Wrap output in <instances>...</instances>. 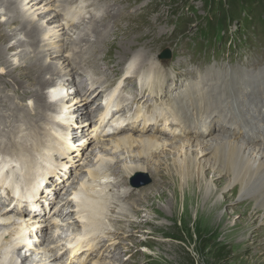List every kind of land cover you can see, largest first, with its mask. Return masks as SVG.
<instances>
[{"label": "rangeland", "instance_id": "rangeland-1", "mask_svg": "<svg viewBox=\"0 0 264 264\" xmlns=\"http://www.w3.org/2000/svg\"><path fill=\"white\" fill-rule=\"evenodd\" d=\"M33 1L17 0L13 13L7 12L4 8L0 7V23L9 32V44L11 46L10 52L6 55L10 64H0V75L5 76L2 78V82L4 83L0 87V97L2 96L3 100H5L0 102V152L3 154L9 152L11 154H18L24 149L35 152L38 145L34 141H37L36 139L39 137L46 142L48 141V143L50 141V144L53 142L50 148L51 152H48L49 155L55 157L57 155L56 152L60 153L56 149V146H54L58 143V140H55L54 143V137H62L64 126L61 129L56 126L54 127L53 123L59 124L61 122H59L60 117H58V120L52 117L59 116V110H53L55 108L54 106L51 109L38 106V104H35L34 99H29L27 96L24 97L25 99H20L24 92L32 91L35 86L33 83L25 80L24 87L15 90L12 87V85H15L14 82L8 81L9 78H7L9 77L7 74L8 71H15L17 68L25 66L29 61L37 57H42L43 62L47 65L52 64L54 71L46 73V79L54 77L55 79L58 78V81H65V74L74 68V76L77 77V80L81 81V88H86L85 80L87 77L84 73L79 72V70H88L92 75H95V78L104 79L110 84L114 79L110 77L102 78L101 75L113 71L116 74L115 77H117L120 75L119 68L123 67L128 70V73L137 70L146 72V69L151 68L157 74L168 71L169 77H172L176 71H183L190 65L188 63L191 60L192 54V62L200 64V67L203 68L208 67L214 62L219 63L221 70L231 69L240 71V66L247 65L248 69H250L257 62H264V14L261 17L263 21L252 17L251 20L249 19L247 21L249 26L247 25L241 30V21L230 22L228 15L229 7L226 8L227 10L224 13L223 8L225 6L217 8L218 3L208 6L203 0H90L94 4L98 3L95 6L103 3L107 7H110L107 11L108 14H104L106 16L102 15L104 16L102 18L103 20L99 19L101 16L96 18L100 20H98L99 22L97 21V27L104 32L103 37L99 38V42H96L98 37L92 31L96 23L89 21L90 19L83 20L77 25H72L70 28L65 29L62 25H59L62 24L64 8L69 5L75 6L83 0ZM114 8H116V11ZM12 14H17V17H20L28 27L36 26L39 27V30L42 29L40 35H38V46H35V48H27V46L18 47V41H30V37L27 38L25 32L16 33L14 31L20 28L21 20L20 23L16 22L11 24L8 22ZM54 15L57 16L52 19ZM210 21L211 23L208 24ZM116 23L120 26L115 27ZM207 24L208 26L212 25L211 29H214V34L217 36V43H215L216 39L212 43L208 37L201 35L202 31L206 30ZM227 35H231L232 39L226 40ZM81 37L89 39L90 44L88 43L86 45L85 40L78 41ZM152 41L159 44V47L154 48L151 43ZM215 48L223 49V53L217 54ZM166 49L171 51V58L162 60L160 59V53ZM131 62L132 64H130ZM9 83L10 86L8 85ZM46 90L47 88H43L44 93ZM65 99H67L66 101H71V99ZM93 99L88 102V106L92 109L97 107ZM79 121L83 132H79L73 138V142L75 143V147L84 153L82 157H78L75 154V150L70 155H62L59 158V162L62 158V161L68 162L70 166L68 175L63 180L64 183L62 180L60 181V187L57 192L58 196L55 195V202L53 203L71 199L72 196L70 194L74 189L79 190L80 187L82 189L86 186V183L91 182L90 179L94 169L100 171V178L98 177L97 180L104 183L101 187L106 188L111 198L105 199V213L101 216L100 226L97 224L94 225L98 227L97 231L100 233L98 239H106L107 237L109 240L106 244L109 247L114 245L113 250L108 253V256L102 255L104 251L99 247L91 248V255L87 256L86 263L83 264H93L96 261L103 264L253 263L248 261L241 262L243 258L253 259L248 256L249 254L236 258L238 252L233 242L236 239H241L242 235L238 237L236 235L229 236L226 230H222L219 233L215 232L214 234V231L211 229V231L203 229V220L196 221L198 219V211H203L204 208L202 187L196 186L194 187L195 190H193V193H196L197 196L200 195L201 199L195 198L194 203L188 204L185 200V189L188 188V183L182 181L180 185L179 183L172 182L174 180L171 178L172 173L170 174L165 166L162 165V168L159 167L163 178L150 172H139L141 176L136 181L140 182L149 178L150 182L144 185L146 189H149L145 191L143 188L145 192L143 190L142 192H137L136 190L138 189H136L135 194L130 197H121L124 191L130 190L132 187L135 188L130 183V180L127 186H114L115 182L118 183V180L122 179V175L120 174L121 167L122 165L133 166L139 159L136 154L131 159L132 156L130 157L129 152L125 151L112 153L111 150L99 151V149H95L93 154L90 153L97 141H88L87 138H84L86 133L89 132V129H91L88 127L90 122H84L85 118ZM18 127L21 128L18 130ZM54 129L59 131L56 133ZM34 133H37L38 136H33L34 140H32L31 136ZM130 133L127 132V134ZM51 134H54V136L52 137ZM133 135L137 136L142 134L135 133ZM25 136L28 138V141ZM204 138H208V136ZM204 138L200 137L198 139ZM164 139L170 140L171 138L165 137ZM42 151L44 150L38 152ZM89 154L92 155L85 158ZM99 156L104 158V161L109 159V161L107 160L108 163L102 164L98 160ZM167 157L161 156L160 158L164 160ZM163 162H166V160ZM111 163L116 164L112 165ZM103 165L106 168L103 169ZM111 166H115V170ZM157 177L160 178L158 179ZM165 177L168 180L167 182H165ZM214 177V173L209 172V179ZM156 179L159 181H156ZM63 185L69 191H66V194L61 197L60 188ZM176 185H179L180 191L178 194L175 191ZM213 188H216L215 185H213ZM65 189L62 188V190ZM231 189L232 186L226 187V185H223L222 191L219 194L220 199H223L224 192H228ZM188 192L190 194V190ZM162 193H165L166 198L172 199L176 204V209L174 208L176 215L173 219L158 216L157 209L167 207L168 205L166 198L164 199L162 197ZM74 200L69 205H66V209H63L66 212L73 209L74 213L72 216L67 214L63 217L64 219L59 217L57 222L55 219H46V221H43L45 225H43L42 221L38 225V222H34L36 225L32 227L35 228V231H33L34 229L32 227L29 228L28 226V231H33V234H44L45 239L38 245L36 252L33 253L34 256L32 255L30 257L26 262L27 264H34L35 260H40V256H44L40 250L50 244L48 241L49 237L53 238L50 245L57 246L60 249L63 246V244H60L61 241H65L69 237L74 236L75 233H80L87 228V223L83 222L80 216L75 214ZM185 205L190 210L186 218L184 215ZM247 206V202L234 198L223 204V208L219 212L221 216H217V218L221 219L226 212H233L234 216L232 215L230 224L233 225L235 222L240 221L241 226L239 229H244L251 222L249 214L252 212L253 215L255 214L252 210L254 208ZM233 208L237 209L233 211ZM244 212L245 215H243ZM52 221L56 222V225H59H53ZM253 224L255 226L254 230L257 229L256 233L258 231L264 233V224L259 220L253 222ZM161 226H164L163 231L158 230ZM5 227H10L9 231L14 230L12 224L2 226L4 228L3 230L6 229ZM59 228L60 230H58ZM1 232L2 230L0 234ZM252 240L253 238L250 237V243ZM3 242H6V240ZM38 252L41 254H38ZM46 252L48 255L51 254L47 250ZM9 256H11V253ZM56 259L58 261L61 257L59 256ZM8 262H10V258ZM39 263L53 264L52 261L48 262L47 259L45 262L43 261L42 263L41 261ZM77 264H80V262Z\"/></svg>", "mask_w": 264, "mask_h": 264}, {"label": "bare ground", "instance_id": "bare-ground-1", "mask_svg": "<svg viewBox=\"0 0 264 264\" xmlns=\"http://www.w3.org/2000/svg\"><path fill=\"white\" fill-rule=\"evenodd\" d=\"M30 2H34V1L30 0ZM16 4H17V0H0V7L4 8L7 12L13 13L15 11ZM67 7H70V5ZM67 7H65L64 10ZM114 10L116 11V8H114ZM107 14L108 12L106 13V15ZM55 16L57 15L52 16V19ZM104 16H101L99 19H102ZM19 18L17 17V14H12V16L9 17L8 22H10L11 24L16 22L20 23L21 18L20 19ZM99 19L93 18L89 20L91 22L96 23L95 24L96 26L92 28L93 33H96V36L98 37V39H96V42H99V38L103 37V33H104L102 32L101 29H99V27H97V21ZM116 26L119 27L120 25L116 23L115 27ZM19 27L20 28L15 29L14 31L16 33L25 32L26 37L27 38L30 37V41H25L22 39L23 41L17 42V45H19L18 47L27 46V48L28 47L35 48V46H38L37 45L38 35H40V31L42 29L39 30V27L36 26L28 27L23 20H21V24L19 25ZM65 27L66 25L63 28ZM9 36L10 35L8 30L0 23V64L2 65L10 64L6 56L7 53L10 52L11 50V46L9 44V40H10ZM78 41H84L86 42V45L90 42L89 39L83 37L79 38ZM151 43L154 46V48L159 47V44L154 43V41H152ZM73 44H75V42H73ZM66 60L69 61L68 58H66ZM130 64H132V62ZM73 70L74 68L65 74L66 75L65 81L75 82L79 84L80 90L78 91V93L81 97L71 96V101H66L67 99H65L68 97V93L58 99L57 97L58 93L54 92L53 87L57 83L59 82L62 83L65 81L64 80L58 81L57 80L58 78L55 79L54 77L52 78L50 77L49 79L45 78L46 73L53 72L54 70L52 64L47 65L43 62L42 57H37L29 61L25 66L17 68L15 71L11 70L12 72L9 71L7 72L9 76L7 77L9 78L8 81L14 82L15 85H12V87L15 90L22 89L25 85V80L29 81V83L30 82L33 83V85L35 86L32 91L24 92L22 94L23 96L22 97L20 96L21 97L20 99L27 96V98L29 99H34L35 104H38V106H43L49 109H51V107L53 108L54 106L55 108H53V110L58 109L60 116L51 115L53 119L58 120L59 119L58 117L66 116L64 119L61 120L64 123L68 124L69 135L68 137H66V142L67 143L70 142L71 144H72L71 140L76 136V130L73 129V123L74 125L78 126L80 124L79 123L80 116H88L91 114L92 109L90 106H88V102L91 100V98L97 97L96 95L99 94L102 95L104 93V89L106 91V89L110 85L104 79H97L95 77H90V78H86L85 80L86 88H81V84H80L81 81L77 80V77L74 76ZM146 70H147L146 72L143 70H137L131 72L135 74L140 72L149 73V75L147 76L148 82L144 84L143 87H138L134 75L126 74L127 76L125 77V81L127 84L125 88L132 87L135 91H140L141 93L140 94L136 93L134 99H131L128 102L127 109L122 114L125 115L130 112L135 113L137 111L136 112L137 116L142 115V110H143L142 104H148L149 98L150 100L156 102L164 101L161 110L150 111L148 114L143 113L144 119H143V126L141 125L143 127L142 129H145L144 125L153 122L156 118H158L160 114L161 117H163L162 121H165L164 128L167 129L172 128V130H175L182 127L181 133L175 135V137L169 136V138L171 139L165 140L164 138L168 137L166 135L173 133L174 131L171 132L169 131L167 133L165 132L158 133L159 131H161L158 129L156 130V132L151 133L145 130L144 132L141 133L142 135H137V136L133 135L135 134L132 133L133 131H130L131 132L130 134L123 133L120 135H117L120 133L117 132V133L109 134L107 137H100L99 141L95 143L90 153L93 154L95 149H99V151L111 150L112 153L125 151V152H129L130 157L132 156L131 159H133V156L136 154L137 158L139 159V161L137 162L139 163L136 162V164L133 166L122 165L121 173H120L122 175V179L118 180V183L116 182L114 183L115 187L127 186L129 184V180L130 183L132 184L133 177L135 176L136 173L139 172H150L157 176L159 175L160 177L163 178V176H161L162 174L161 171H159L160 170L159 167H161L162 165L166 167L167 171H169L170 174L172 173V176L170 175L172 180L174 179L172 182H175L176 184L177 183L180 184L182 181H185L188 183V188L185 189V194H186L185 200L187 201L188 204L194 203L195 198L197 199L199 198V200L201 199L200 195L197 196L196 193H193V190H195L194 187L196 186L202 187L204 208L203 211H198V219L196 221L203 220V229L206 231L211 229L214 231V234L215 232L219 233L222 230H226L229 233V236L236 235L238 237L242 235L241 239L239 240L236 239L235 242H233L234 243L233 245L238 252L237 254L235 253L237 255L236 258L237 257L239 258V256L244 257L247 254H249L248 256H250L253 259L243 258L241 262L248 261V262H253L252 264H264V233L262 231H258V233H256L257 229L254 230L255 226L253 224V222H255L256 220H259L262 224H264V129H263L264 120L257 119L255 116H252L251 111L249 110V108H247L245 104L246 102L253 105H257V110L259 111L260 116L264 118V83L259 88L256 89H252L250 85H246L245 92L246 91L249 92L250 95L248 97L246 96L247 98L245 97L241 101L240 99H238V97L234 95L232 96L226 92V90L224 89L225 80L215 78L214 76H207L206 81H203V83L196 84L195 86L189 88L190 80H187V78H194L195 72L193 74L190 72V70H186L184 72L177 71V73H174L172 77L169 78L163 72L162 74L155 73L153 71L154 69L152 68ZM179 73H181L180 76L182 78H180L179 80L175 79L177 78L176 74L179 75ZM4 77L5 76L0 75V87L1 84L3 85L4 83L2 82L3 80L2 78ZM202 80H204L203 76L200 81ZM8 85L10 86V83ZM43 88H47L45 93L43 91ZM175 91L180 92L178 96L179 98L173 97ZM145 93L147 96H145ZM55 99H58V101H55ZM79 99L81 100L83 99V100L78 101ZM97 99L98 98H96V100ZM174 100H177V103H174ZM2 101L5 100H3V97L1 96L0 102ZM134 105L137 106L136 109L135 107H133ZM239 105H241L242 107V112L235 114V111L237 110ZM172 109H175L172 116L176 119L179 126H172L171 124H169L170 122L169 111H171ZM241 113L242 115H239ZM34 115L36 114L34 113ZM76 117H77V121L75 123ZM69 124L71 125V127H69ZM184 126H186V128H184ZM20 128L18 127V130ZM246 131L247 133H245ZM71 133H73V135H70ZM144 133H148V134H144ZM210 134L212 135L210 136ZM51 135L52 137L54 136V134ZM65 135L67 136V134ZM33 136H38V134L34 133L31 136L32 140H34ZM206 136H208V138H204ZM200 137L204 139H198ZM36 140L37 141L34 142H37L38 148L35 149V152H32L33 150L31 151L28 149H24L22 151V152H26L29 157L23 158L21 153L11 154L9 152L10 154L9 153L7 154H9V156L16 157L20 163L24 164L25 168L33 169L34 172L39 171V169L48 171L47 168L49 166V163L47 161L50 160L51 158V156L48 155V152H51L50 148L53 142L52 144H50V141L48 143V141L46 142L40 137ZM55 140L56 139L54 137V143ZM66 142L59 141V144L61 146L59 151L62 152L63 155L68 156L70 155L69 151L71 150L70 147L71 144L68 147H66ZM41 150H44V152L47 153L38 152ZM77 151H78L77 152L78 157L79 154H81L82 157L84 152L83 151L80 152V150L78 149ZM36 152L40 154L35 155ZM91 155L89 154L88 156H85V158H88ZM161 156L163 157L168 156L167 158L164 159L166 160V162H163L164 160L160 158ZM35 160L40 161V163L38 164ZM98 160L101 161L102 164L108 163L107 160L109 161V159L104 161V158H101L100 156ZM44 161L46 163L42 165V162ZM8 164L9 163H7V166ZM115 164L116 163L112 165ZM52 166L53 164L50 163L49 166L50 171L53 172L54 174L56 173L57 174L56 178L58 179L57 181L53 180V184L55 186L48 185V189L51 191V193L47 197L46 196L44 197L42 204L49 203V201L47 202V200L50 197L52 198L55 195L58 196L57 192L60 187V181L61 180L63 181L64 178L68 175V170L70 165L68 164V162L61 161L60 164H58L56 167L52 168ZM103 166H104L103 169L106 168L105 165ZM111 167H114L115 170V166H111ZM209 172L214 173L215 177L209 179ZM98 177L100 178V171L94 169L92 173V177L90 179L91 182L86 183V186L82 189L81 187L79 188V190L74 189V191H72V193L70 194L75 200L72 197L71 199H67L65 201L60 200V206H59L60 208L57 211H55L53 215L55 216L53 219H55L56 222L59 220L58 219L59 217H62V219H64L63 217H65V215L67 214H69V216H72V214L74 213L73 209H71L69 212H66L63 209H66V205H69V203H71L72 200H74L75 209H76L75 214H77V216H80V219L83 222L87 223V228L81 231L80 233H75V234L73 233L74 234V236H72L73 239L68 242V244L70 245L68 259H70L71 261L80 257V256H76L73 258V256L81 252V250L85 246L92 245L94 243V240L97 238L94 234V229L98 230V227H96L94 224L100 226L101 216L103 213H105L104 212V207L106 206V205L104 206L105 199L111 198L110 194L106 191V188L101 187L104 185V183L97 180ZM160 177L157 178L159 179ZM158 179H156V181ZM164 179H166L165 182L168 181L166 177ZM213 185H215L216 188H213ZM223 185H226V187L232 186V189L228 192H224L223 199H220L219 194L222 191ZM15 186H17L16 188L19 187L18 184H15ZM176 186L177 187H175V191L176 194H178V192L180 191L179 185ZM63 187L65 189L64 185L62 186V188ZM143 188L145 191L149 189V188L146 189V187L144 186L135 187V188L132 187L130 190L124 191L121 197H130L131 195L135 194L136 191L142 192ZM34 190H36V185H34ZM188 190H190V194H188L189 193ZM66 191L68 192L69 189ZM15 192L16 193L19 192V188L18 190H15ZM164 194L162 195V197L165 199L166 196ZM234 198L241 199L247 202L248 206L254 208L252 210L255 212V214L253 215V212L249 214V216L251 217V222L244 229H239V227L241 226L239 220H238L239 222H235L233 225L230 224L232 215L234 214L233 212L232 213L230 211L226 212L221 219L217 218V216H221L219 215V212L223 208V204ZM166 203H168L167 207H163L160 209L158 208L157 209L158 211L156 210L158 212V216L166 217V218L169 217L170 219H173L176 215L174 211V208L176 209V204L174 201H172V199H169L168 197L166 198ZM35 206L36 209H39L41 207L39 202L35 203ZM236 209L233 208V211H235ZM184 210H185L184 215L186 218V216L189 215V211H190L187 205L184 206ZM245 212L243 215H245ZM36 217H41V216H36ZM42 217L44 219L35 218L34 222H38L37 224H41V221H46V217L45 216ZM37 219H41V220L37 221ZM9 224L13 225L14 230L9 231L10 227H5L7 230L6 229L3 230L4 228H2V226H6ZM43 225H45V222L43 223ZM28 226L29 224H27L25 221L21 223L20 221L13 219L12 215L11 214L9 215L7 211L4 214H2V217L0 218V231L2 230L0 234V264H27L26 262L30 259L33 253L36 252V248L41 242H43V240L45 239V235L31 234V232L28 231ZM163 228L164 226H161V228H159L158 230L163 231L164 230ZM33 229L35 230V228ZM58 230H60V228ZM12 233L13 235H11ZM28 233L30 234L29 241H33V242L37 241V243L35 245H31L28 253L26 252V254L23 257L20 255V253H17L18 250L15 249L16 244L18 243L16 238L19 236L21 239L28 238L27 236ZM253 233L254 235H252ZM6 234L8 235L6 236ZM250 237L253 238L251 243L249 241ZM3 238L5 239L3 240ZM5 240L6 242H3ZM52 240L53 238L51 237L48 238L50 244L52 243L51 242ZM50 244L43 249L41 248L40 252L42 251L43 252L42 255L44 256L43 257L40 256V260H35L34 264H40L39 262L41 261L43 263V261L45 262L46 259L48 260V262L52 261L53 264H58V261L56 259L57 251L52 252L53 248ZM64 247L68 249L65 243H64ZM19 249L22 248L19 247ZM46 250L51 254L49 255L46 254L47 253ZM59 250H63V248H60ZM104 250L108 251L106 247L104 248ZM40 252H38V254ZM10 253L11 256H9ZM9 258H10V262H8ZM93 264H103V263L96 261Z\"/></svg>", "mask_w": 264, "mask_h": 264}, {"label": "trees", "instance_id": "trees-1", "mask_svg": "<svg viewBox=\"0 0 264 264\" xmlns=\"http://www.w3.org/2000/svg\"><path fill=\"white\" fill-rule=\"evenodd\" d=\"M203 1H205V3L208 6H212L215 3H218L217 8H222V6L223 7L225 6V8H223L224 13L227 10L226 8L229 7L228 15L230 22L232 21L234 23L237 20L241 21L242 22L241 30H243L247 25L249 26L247 21H249V19L251 20L252 17H255V19L263 21L261 17L264 14V0H203ZM209 23H211V21L208 22V24ZM208 24L206 30L202 31L201 35L206 36L210 38L212 41H214L217 36L214 34L215 33L214 29L213 30L211 29L212 25L208 26Z\"/></svg>", "mask_w": 264, "mask_h": 264}, {"label": "water", "instance_id": "water-1", "mask_svg": "<svg viewBox=\"0 0 264 264\" xmlns=\"http://www.w3.org/2000/svg\"><path fill=\"white\" fill-rule=\"evenodd\" d=\"M161 57H162V58H171V52H170L168 49H166V50L162 53ZM140 176H141V174H140V173H137V174L133 177V179H132V185H134V186H136V187H140V186L146 185V184H148V183L150 182V179H149V178H147L146 180L140 181V182H139V181H136L137 178L140 177Z\"/></svg>", "mask_w": 264, "mask_h": 264}]
</instances>
